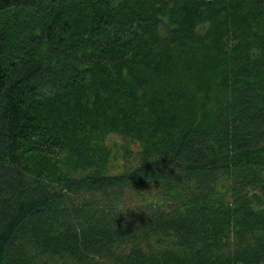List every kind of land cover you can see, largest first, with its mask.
I'll list each match as a JSON object with an SVG mask.
<instances>
[{
  "label": "trees",
  "instance_id": "obj_1",
  "mask_svg": "<svg viewBox=\"0 0 264 264\" xmlns=\"http://www.w3.org/2000/svg\"><path fill=\"white\" fill-rule=\"evenodd\" d=\"M107 189L147 195L139 224L76 202ZM117 248L264 264V0H0V264Z\"/></svg>",
  "mask_w": 264,
  "mask_h": 264
},
{
  "label": "rangeland",
  "instance_id": "obj_2",
  "mask_svg": "<svg viewBox=\"0 0 264 264\" xmlns=\"http://www.w3.org/2000/svg\"><path fill=\"white\" fill-rule=\"evenodd\" d=\"M108 145L112 148V156L111 161L109 163L108 171L110 174H120L122 172L130 171L132 168L136 167L139 163V146L137 143L131 141L128 138H125L120 135L111 134L107 139ZM220 176V175H219ZM144 193H137L125 191L122 193H118L117 190L107 189L106 191H97L92 194L86 193H79L77 198V203L88 202L91 201L95 205L99 207H104L106 210H112L113 212L117 213L118 216L126 223V224H139L140 217L143 216L141 209L142 202H146ZM149 198L147 201L149 202ZM112 200H114V204ZM155 200V198H154ZM76 203V204H77ZM160 246H156V249H160L164 251L165 248L170 247L169 244L162 240L160 241ZM154 249L153 253H158V251ZM130 251V248L118 249L114 250L115 253L112 255L104 254L102 256L97 255L94 258V261L91 264H116L117 263V256L119 258H123L125 253ZM157 252H156V251ZM125 251V252H124ZM51 262V261H50ZM49 261L47 264H52ZM53 264H78L74 261H69L64 259L62 261L54 262Z\"/></svg>",
  "mask_w": 264,
  "mask_h": 264
}]
</instances>
